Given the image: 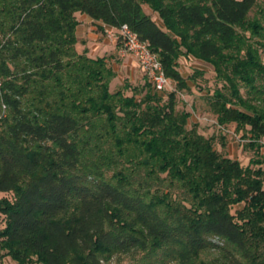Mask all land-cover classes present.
Segmentation results:
<instances>
[{
    "label": "trees",
    "instance_id": "1",
    "mask_svg": "<svg viewBox=\"0 0 264 264\" xmlns=\"http://www.w3.org/2000/svg\"><path fill=\"white\" fill-rule=\"evenodd\" d=\"M259 1L0 0V264H264L263 162L221 155L177 110L194 57L222 84L217 123L264 138ZM77 13L129 26L176 90L111 91L106 58L77 50Z\"/></svg>",
    "mask_w": 264,
    "mask_h": 264
},
{
    "label": "rangeland",
    "instance_id": "2",
    "mask_svg": "<svg viewBox=\"0 0 264 264\" xmlns=\"http://www.w3.org/2000/svg\"><path fill=\"white\" fill-rule=\"evenodd\" d=\"M260 12H264V0H260L258 5L253 9L250 19L253 20L256 16L260 17ZM152 16L162 25L158 15L152 14ZM262 58L264 60L263 51ZM108 64L117 73L111 83V91L113 92L124 88L125 85H130L132 88H141L147 82L144 73H135L134 79L131 78L122 69V59H115ZM178 70L186 79L188 88L177 92V110L190 113L188 127L192 128L195 125L202 135L207 138H213L215 148L221 155L238 160L244 166L261 161L263 162L261 166L264 169V138L253 139L252 134L249 132V127H238L236 124L221 126L217 123V117L211 110L210 102L215 95V90L220 88L222 84H219L216 80L213 66L194 57H181L178 60ZM175 90L176 84L172 81L171 87L163 92V94ZM127 93L129 95L133 94L131 90L127 91ZM11 198L12 194L10 193L0 194V200ZM3 226V218L0 216V229ZM135 257L114 256L110 260L105 261V263L136 264L138 259ZM139 257L140 255L137 256V258ZM213 257L208 255L204 257V260L211 261ZM6 261L3 264H13L10 261Z\"/></svg>",
    "mask_w": 264,
    "mask_h": 264
},
{
    "label": "crops",
    "instance_id": "3",
    "mask_svg": "<svg viewBox=\"0 0 264 264\" xmlns=\"http://www.w3.org/2000/svg\"><path fill=\"white\" fill-rule=\"evenodd\" d=\"M76 19L78 21L76 36L78 40L77 50L79 52L87 51L88 55L93 58H106L108 63L115 59H122V69L133 79L135 73L143 74L140 65L133 56H122L121 43L112 34L110 35V31L113 28L94 21L86 14L77 13ZM6 258L3 259L4 262L7 260L6 262L10 261L16 264L9 257Z\"/></svg>",
    "mask_w": 264,
    "mask_h": 264
},
{
    "label": "built area",
    "instance_id": "4",
    "mask_svg": "<svg viewBox=\"0 0 264 264\" xmlns=\"http://www.w3.org/2000/svg\"><path fill=\"white\" fill-rule=\"evenodd\" d=\"M111 34L121 43L122 56L131 55L137 60L142 72L157 92H165L171 87L172 81L167 77L158 54L151 50L148 42L142 41L127 25L119 29L113 28ZM102 264L107 263L103 261Z\"/></svg>",
    "mask_w": 264,
    "mask_h": 264
}]
</instances>
